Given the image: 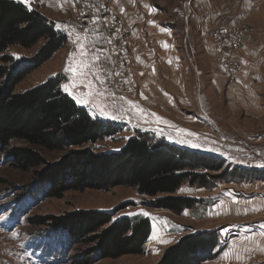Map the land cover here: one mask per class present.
Returning <instances> with one entry per match:
<instances>
[{
	"label": "rangeland",
	"instance_id": "374dc122",
	"mask_svg": "<svg viewBox=\"0 0 264 264\" xmlns=\"http://www.w3.org/2000/svg\"><path fill=\"white\" fill-rule=\"evenodd\" d=\"M13 1L21 3L20 0ZM88 1L91 0H29L28 4L21 3L49 21L62 25L67 44L52 59L31 72L17 86L16 92H26L49 79L62 76L65 80L62 84L64 93L93 118L120 127L118 135L93 146L100 154L119 152L133 139L134 134H137V139L147 136L148 140H154V145L165 143L176 146L175 138H180L185 144L198 146L184 149L213 156L224 163L218 172L205 171L207 174L220 177L234 169L249 173L264 171V117L260 120L259 116L253 114L251 102V109L247 110L246 101L252 99V93L236 94L239 92L237 89H243L244 79L253 81L250 82L252 85H248L251 89L254 84L261 86V83L257 82V77H252V70L245 72L238 64L234 66L235 62L231 59V52L243 40L241 34H250V31L264 24V20L258 16L264 11V0L261 4L253 0H207L204 7H200L213 18L223 16L221 21L214 22L212 46L207 37V49L213 48L214 55L205 52L204 47L196 43V35H191V31L196 29L193 13H207L197 7V0L150 1L161 10V20L174 30V34H170L172 38H177L181 63L186 62L188 66L190 62L192 65L191 72L197 80L189 83L186 77L181 86L173 84L171 71L163 68L166 66L160 61L155 62L154 66L149 64L151 69L145 68L146 60L141 63L142 67L137 64L136 53L144 57L145 49L137 51L141 45L135 43L122 18L113 9L114 0H103L104 6L114 14L126 32L127 56L121 53L118 59H113L103 47L95 45L89 37L94 34L78 20L82 14H92L85 7ZM225 1L227 4H224ZM142 26L144 33L145 24ZM66 27L74 29L73 36L64 31ZM197 37L200 36L197 34ZM44 43L41 40L32 49L10 47L5 54L19 61L23 68H28V61L37 55ZM81 45L86 55H81ZM197 56L205 59L210 67L201 68V60ZM123 58L128 63H122ZM80 60H87L89 64L83 69L86 73L83 78L78 74L80 69L77 62ZM69 68L76 71H69ZM189 69H184L185 75L189 74ZM140 70H144L145 74L153 71L154 76H149L153 79H149L151 83H147V89L154 87L155 81L158 82L166 92L163 97H168L170 103L168 99L155 98L153 92H149L147 100L140 97ZM113 71H117L118 77L112 74ZM122 72L125 73L124 77L121 76ZM212 72L220 75L217 79L221 83L217 82V86L213 82ZM66 88L68 91H65ZM174 89H179L181 93L179 109L173 108L171 93H174ZM230 91L233 93L229 96ZM261 92L264 96V88ZM101 109L115 118H107L101 114ZM25 144L12 142V146ZM26 146L40 152L48 165L58 164L73 150L52 152L38 146ZM196 150L212 151L223 156ZM241 162L246 163L247 167ZM10 163V159L0 156V264H159L166 252L181 239L201 233L218 235V254L204 264H264V178L260 174L252 178L250 175L242 178L229 175L225 181L212 182L211 187L185 185L175 196L192 199L196 203L176 213L154 208L151 205L154 200L125 186L109 191H68L62 198L48 197L49 185L35 182V171L41 168L24 172ZM94 211L114 215V222L125 218L133 222L149 221L150 235L142 251L119 258L101 257L99 251L94 250L100 249L102 241H99V234L107 226L97 233L85 232L75 240H72L68 230L53 229L51 226L52 217L68 218ZM40 219L46 222L38 224Z\"/></svg>",
	"mask_w": 264,
	"mask_h": 264
},
{
	"label": "trees",
	"instance_id": "16d2710c",
	"mask_svg": "<svg viewBox=\"0 0 264 264\" xmlns=\"http://www.w3.org/2000/svg\"><path fill=\"white\" fill-rule=\"evenodd\" d=\"M45 43L37 55L23 68L19 61L5 53L10 47L34 48ZM67 44L61 28L39 12L29 10L13 0H0V156L10 159L16 169L36 172V183L48 184V197L62 198L68 191L87 189L109 191L119 186L132 187L139 195L154 200L151 205L180 213L189 209L192 199L176 197L185 185L211 187L231 175L233 178H264V171H226L216 177L205 171L218 172L223 162L213 156L163 143L153 144L147 136L131 139L119 152L98 153L94 145L118 135L120 127L93 118L74 99L63 92L62 76L26 92L17 86L38 67L49 61ZM47 151H70L61 162L48 165L45 157L25 145ZM94 211L70 217L50 219L53 229H66L72 240L88 232L99 234L101 257L119 258L139 254L150 235L149 221L122 219ZM45 219L38 220L44 224ZM46 222V221H45ZM74 242V241H73ZM217 233L186 236L172 246L159 264H204L216 258Z\"/></svg>",
	"mask_w": 264,
	"mask_h": 264
},
{
	"label": "crops",
	"instance_id": "0c3cea01",
	"mask_svg": "<svg viewBox=\"0 0 264 264\" xmlns=\"http://www.w3.org/2000/svg\"><path fill=\"white\" fill-rule=\"evenodd\" d=\"M150 1L151 0H114L115 4L113 6V9L117 12V15H119L122 18L124 22V26H126V29L130 32L132 38H134L135 43L136 44L138 43L137 45H141L140 48L139 47L137 48V51L143 48L145 49V52L143 51V53H145L144 57L136 53L135 56H136L137 64L140 67H142L141 63L144 60H146L147 62H145V65H146L145 68L151 69L150 66H154L155 62L160 61V63L163 66H166L163 68H166L167 70L169 69L171 71L172 82L174 85L181 86L182 81L184 82L186 77H188L189 83H193V81L195 82L197 79L196 77L193 76V73L191 72V68H192L191 63L189 62L188 66L186 62L183 64L181 63L182 57L180 55L179 48H177V43H178L177 38L174 35H173L174 37L172 38V35L170 34L172 32L174 34V30H172V26L168 24L166 21L161 20V17H160L162 15L161 10L153 6L150 3ZM206 1L207 0H197L196 1V4H198L197 7L198 8H200L201 6L204 7ZM221 1L223 0H220V2ZM253 2H257L258 4H261L263 3V0H253ZM224 4H227L226 1L224 2ZM203 9L204 8L201 9L203 12H207ZM258 16H260V19L262 18L264 20V11H261ZM222 17L223 16L221 15H216L213 18L211 14H209V12L204 13V14L193 13L192 15V19L196 21V23L194 24L196 25V29L191 31V35L193 34L196 35L195 36L196 43L200 47L203 46L205 52H207L209 55H211L209 52H211L214 55V50L213 48H211V50L207 49L208 48L206 44L207 37H208V42H210L212 46V42H211L213 38L212 35L215 32L214 31L215 29L213 27L215 25L214 22L221 21L223 19ZM52 20H56V19L52 18ZM226 20L228 21V19ZM144 24H145L146 31L142 33L141 28L143 27L142 25ZM57 25L63 30L62 25H60L59 23ZM73 30L74 29H72V27H69V28L66 27L64 29V31L71 33L70 34L71 36L74 35ZM253 30H254L253 32L250 31V34L249 33L241 34V36L243 37V40H241V42L238 43L239 47H235L233 51L231 52V59L234 60L235 62L233 63L234 66L235 64H238L240 67L244 69L245 72H247L248 69H250V71L252 70V72L254 73L252 77H257L258 78L257 82L261 83V86L258 84L257 85L254 84L251 89L249 88L248 85H252L253 83H250V82H253V81H244L245 80L244 79L242 80L243 89L241 88L237 89V91L239 90V92L236 93L237 96L238 95L242 96L244 93H247V94L252 93V99L246 101L248 104L247 110L251 109L250 107V102H251L252 105L254 106L253 114L256 116H259L261 120L263 119L261 117H264V101L262 104V99L264 100V96L261 95L262 94L261 91L264 88V83H263L264 82V24L262 25V27L255 28ZM197 34L200 37H197ZM89 37H91L90 39L95 45H100L101 47H103L101 39L98 35H91ZM195 48H196V44H195ZM169 57H171V59ZM199 60H201L200 62L201 68L210 67L205 59L203 60V58L201 59V57H199ZM222 64H225V63L222 62ZM186 67H188V69L190 68L188 75H185L184 73L185 72L184 69ZM218 68H221V67H218ZM223 68H226V67H223ZM144 74H145L144 70L141 71L140 75L142 78H140V82L142 85H141V88L139 89L140 97L147 100L149 98V92H153L155 98H158V99L163 98V100L168 99V97L166 96L163 97L164 96L163 94L166 92H163L162 90L163 88L156 81H155L154 87L147 89V83H151L149 79H153L152 77L149 78V76H154L153 71L150 70L149 74H145V75ZM158 75L159 74H157L156 76ZM218 76L220 75H218L216 72L213 73V77H214L213 82L215 83L216 86H217L216 84L217 82L221 83V80L217 79L219 78ZM199 82H201L200 74H199ZM238 82H240L239 78H238ZM231 93L233 92L230 91L229 96ZM171 95H172L173 108L179 109L181 107L180 106V102H181L180 90L179 89L178 91L175 90L174 93H171ZM247 96H244V98ZM169 103H170V100H169ZM230 107L231 109L233 108L232 105ZM175 140L177 141L176 146H179L182 148H189V149L192 148L190 145L182 142L183 140L180 138H175ZM196 151H200L202 153L211 154V155L220 156V157L223 156V155H218L212 151H207V152H203L201 150H196ZM241 164L247 167L246 163L241 162Z\"/></svg>",
	"mask_w": 264,
	"mask_h": 264
},
{
	"label": "built area",
	"instance_id": "2783aa9c",
	"mask_svg": "<svg viewBox=\"0 0 264 264\" xmlns=\"http://www.w3.org/2000/svg\"><path fill=\"white\" fill-rule=\"evenodd\" d=\"M104 4L103 0L88 1L85 7H88L92 14H82L78 20L90 33L100 37L107 55L113 59H118L117 56H121V53L127 56L125 54L127 43L124 39L126 32L122 30L120 22ZM123 59L122 63H128L126 58ZM112 74L117 76V71H113ZM121 76L124 77L125 73L122 72ZM133 139H137V134L133 135Z\"/></svg>",
	"mask_w": 264,
	"mask_h": 264
},
{
	"label": "snow or ice",
	"instance_id": "6c2138e0",
	"mask_svg": "<svg viewBox=\"0 0 264 264\" xmlns=\"http://www.w3.org/2000/svg\"><path fill=\"white\" fill-rule=\"evenodd\" d=\"M21 3H25V4H28L29 3V0H20ZM77 39H81L80 37H77ZM80 51H81V55H86L85 53V50H84V47L83 45L80 46ZM89 66L88 64V61L87 60H80L77 62V67L80 69L79 71V75L83 78L86 73L83 71L84 68H87ZM69 71H76V69H73V68H69ZM65 91H68V89L66 88ZM69 94H72V93H69ZM78 102L79 101V98H77ZM101 114H104L107 116V118H115L114 115H108L107 113H105L103 111V109H101ZM192 147H198L197 145H191ZM143 215H148L147 213H142ZM161 243H166L167 241H160Z\"/></svg>",
	"mask_w": 264,
	"mask_h": 264
}]
</instances>
